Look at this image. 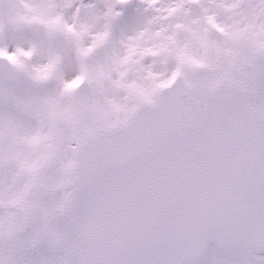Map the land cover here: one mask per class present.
<instances>
[{
    "label": "snow or ice",
    "instance_id": "snow-or-ice-1",
    "mask_svg": "<svg viewBox=\"0 0 264 264\" xmlns=\"http://www.w3.org/2000/svg\"><path fill=\"white\" fill-rule=\"evenodd\" d=\"M0 264H264V0H0Z\"/></svg>",
    "mask_w": 264,
    "mask_h": 264
}]
</instances>
